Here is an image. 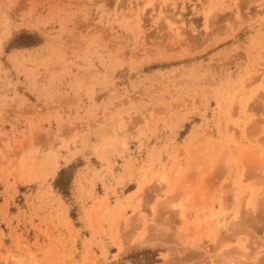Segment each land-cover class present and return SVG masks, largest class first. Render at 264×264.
Returning <instances> with one entry per match:
<instances>
[{
    "label": "rangeland",
    "instance_id": "374dc122",
    "mask_svg": "<svg viewBox=\"0 0 264 264\" xmlns=\"http://www.w3.org/2000/svg\"><path fill=\"white\" fill-rule=\"evenodd\" d=\"M263 199L264 0H0V264H264Z\"/></svg>",
    "mask_w": 264,
    "mask_h": 264
},
{
    "label": "bare ground",
    "instance_id": "6f19581e",
    "mask_svg": "<svg viewBox=\"0 0 264 264\" xmlns=\"http://www.w3.org/2000/svg\"><path fill=\"white\" fill-rule=\"evenodd\" d=\"M165 178H166V177L161 176V177H160V180H162V181L164 182V181H165ZM160 180H159V182H160V183H163V182H161ZM252 194H253L252 191H250V192L248 193L246 199H245V207H246L245 210H246V211H248V210L251 209V207H252V206H251V205H252ZM263 200H264V199H263ZM175 205H176V204H175ZM176 206H178V205H176ZM172 207H173V206H172ZM263 207H264V206H263ZM175 208H176V207H175ZM263 209H264V208H263ZM178 211H179L178 214L183 218L184 215H183L182 207H181V206L179 207ZM241 213H242V212H241ZM224 215H225V210H221V212H220V220L218 221V224H217L218 229H220V228L222 227V225L225 223V216H224ZM239 215H240V211H237V213L234 215V217H235L234 219L240 221L242 218H241V219H238V218H239ZM239 221H238V222H239ZM236 222H237V221H236ZM238 222H237V223H238ZM186 227H187V226H186ZM184 229H185V228H184Z\"/></svg>",
    "mask_w": 264,
    "mask_h": 264
}]
</instances>
